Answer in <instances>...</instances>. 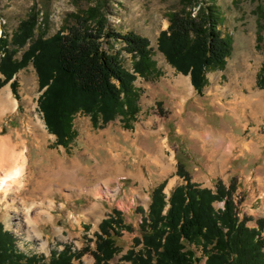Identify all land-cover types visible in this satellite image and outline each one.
I'll return each mask as SVG.
<instances>
[{
    "label": "rangeland",
    "instance_id": "374dc122",
    "mask_svg": "<svg viewBox=\"0 0 264 264\" xmlns=\"http://www.w3.org/2000/svg\"><path fill=\"white\" fill-rule=\"evenodd\" d=\"M99 1L0 0V36L11 43L21 22L35 12V39L51 38L75 26L74 15ZM215 1L224 18L220 29L232 37L233 49L224 69L207 73L199 95L190 77L158 51L168 15L181 7V0H108V28L149 39L161 72L135 82L140 111L130 126L118 117L101 127L80 113L73 118V138L67 146L59 145L39 106L46 88L41 90L33 64L17 73L15 90L13 81L0 88L13 104L0 112V155L12 164L22 154L27 160L25 186L6 197L0 194V224L13 234L18 251L49 263L65 246L74 252L94 250L99 224L117 209L132 231L120 233L119 254L109 264H131L122 258L141 248L135 245L141 237L138 210L147 214L152 191L164 182L167 196L183 183L177 174L180 159L192 182L203 187L214 190L219 180L228 187L235 179L240 215L251 218L248 226L258 229V221L264 220V0ZM103 46L120 53L132 72L134 58L122 41L104 40ZM28 47L15 58L21 60ZM0 78L5 80L1 73ZM191 248L205 264L201 247ZM80 263L96 260L88 253Z\"/></svg>",
    "mask_w": 264,
    "mask_h": 264
},
{
    "label": "trees",
    "instance_id": "16d2710c",
    "mask_svg": "<svg viewBox=\"0 0 264 264\" xmlns=\"http://www.w3.org/2000/svg\"><path fill=\"white\" fill-rule=\"evenodd\" d=\"M107 2L101 0L74 15L75 26L51 38L35 39V12L21 22L11 43L0 36V73L5 77L0 78V88L33 64L41 90L46 88L39 106L59 145L67 146L73 138V118L80 113L91 116L101 127L118 117L130 126L140 111V92L135 86L138 77L148 80L161 75L149 39L108 28ZM261 16L264 19L263 12ZM168 19V29L158 38V51L179 73L190 77L200 95L207 73L224 69L232 53L233 39L220 29L222 12L215 0H181V7L169 13ZM104 40L124 43L125 51L134 58L132 72L124 67L120 53L105 49ZM28 45L22 59L17 60V53ZM16 86L14 80L11 87L15 90ZM177 174L183 183L170 196L164 182L152 191L147 214L138 210L142 215L141 237L135 239V245L141 248H133L122 260L131 264H200L202 259L191 248L195 244L201 247L205 264H264V220L258 221V229H252L248 226L252 219L241 217L234 199L236 180L228 187L219 180L214 190L203 187L192 182L181 159ZM216 203H222L223 208L217 210ZM124 230L132 231V227L115 209L99 224L94 250L87 247L74 252L65 246L47 263L40 256L18 251L13 234L0 224V264H82L80 260L88 253L96 264H109L119 254L116 239Z\"/></svg>",
    "mask_w": 264,
    "mask_h": 264
},
{
    "label": "clouds",
    "instance_id": "9594fccd",
    "mask_svg": "<svg viewBox=\"0 0 264 264\" xmlns=\"http://www.w3.org/2000/svg\"><path fill=\"white\" fill-rule=\"evenodd\" d=\"M27 175L26 158L14 162L7 170L0 168V192L7 193L12 189H22Z\"/></svg>",
    "mask_w": 264,
    "mask_h": 264
},
{
    "label": "bare ground",
    "instance_id": "6f19581e",
    "mask_svg": "<svg viewBox=\"0 0 264 264\" xmlns=\"http://www.w3.org/2000/svg\"><path fill=\"white\" fill-rule=\"evenodd\" d=\"M12 106H13V104L11 103L9 94L7 93V91H3L0 94V112L3 113L5 110L11 108ZM24 158H26V157H24L23 154H22L14 162H17V161H19L21 159H24ZM11 166H12L11 158L5 156L4 154L0 155V168H3L4 170H7ZM13 190H15V188L12 189L11 191L7 192V193L0 192V194H3L4 197H6Z\"/></svg>",
    "mask_w": 264,
    "mask_h": 264
},
{
    "label": "crops",
    "instance_id": "0c3cea01",
    "mask_svg": "<svg viewBox=\"0 0 264 264\" xmlns=\"http://www.w3.org/2000/svg\"><path fill=\"white\" fill-rule=\"evenodd\" d=\"M255 97L257 98V96H255ZM257 100H258V99H257ZM0 115H3V114H0ZM261 137H262V136H261ZM261 137H260V138H261ZM125 223H126V222H125ZM127 225H128V224H127Z\"/></svg>",
    "mask_w": 264,
    "mask_h": 264
},
{
    "label": "water",
    "instance_id": "95a60500",
    "mask_svg": "<svg viewBox=\"0 0 264 264\" xmlns=\"http://www.w3.org/2000/svg\"><path fill=\"white\" fill-rule=\"evenodd\" d=\"M46 90V89H45Z\"/></svg>",
    "mask_w": 264,
    "mask_h": 264
}]
</instances>
